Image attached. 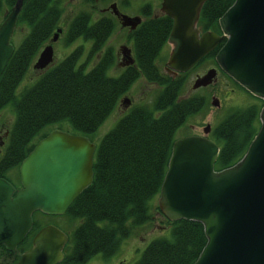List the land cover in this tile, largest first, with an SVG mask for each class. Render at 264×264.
I'll return each mask as SVG.
<instances>
[{
	"label": "trees",
	"instance_id": "obj_1",
	"mask_svg": "<svg viewBox=\"0 0 264 264\" xmlns=\"http://www.w3.org/2000/svg\"><path fill=\"white\" fill-rule=\"evenodd\" d=\"M233 1L205 0L199 10L197 26L201 30L218 31V17ZM14 2L0 0V12L9 11ZM63 10L60 0H23L17 15L15 26L24 24L28 30L20 42L13 45L0 75V111L10 104V111L14 113L13 120L3 131L0 177L12 182L9 170L16 167L19 179L18 166L23 158L38 139L53 128H61L62 122L74 133L92 140V133L138 77L161 86L151 104H131L101 137L96 145L91 182L66 211L49 214L35 210L30 230L16 246L18 252L30 247L32 237L41 226L55 224L54 216H63L69 223L79 220L68 234L63 258L56 264H85L97 252L105 259L110 258L123 239L138 226L152 221L150 201L158 196L176 139L175 130L189 116L206 111L208 105L203 94L182 96L188 73L207 60L216 66L214 56L221 43L187 71L175 75L163 71L158 61L169 38L172 19L164 13L153 14L152 4L146 3L139 9L142 21L126 33L133 49V64L118 75H109L107 69L113 65L116 55L113 46L104 49L103 46L117 21L106 14L91 21V9L84 8L70 18L61 34L64 44L78 37L92 41L87 58L99 54L92 67L85 70L83 64L76 65L83 53V46L78 45L61 60L45 67L31 84L16 94L18 84L40 48L61 27ZM250 95L256 101L230 108L211 126L208 136L219 145L215 169L236 162L258 130L262 99ZM56 123L55 127L46 128ZM155 208L160 212L157 203ZM160 214L164 223L170 225V237L151 239L135 264H191L206 242L202 224L184 218L169 220ZM40 215L48 217L47 221L42 222ZM17 258L16 251L0 244V264H14Z\"/></svg>",
	"mask_w": 264,
	"mask_h": 264
},
{
	"label": "water",
	"instance_id": "obj_2",
	"mask_svg": "<svg viewBox=\"0 0 264 264\" xmlns=\"http://www.w3.org/2000/svg\"><path fill=\"white\" fill-rule=\"evenodd\" d=\"M205 0H161V9L172 19L169 38L176 41L166 67L174 73L190 69L219 43L217 66L248 92L262 99L259 127L243 155L233 164L215 169L219 145L208 133L186 134L171 147L158 196L160 212L169 220L200 222L206 242L191 264H264V0H234L218 17L220 33L200 31L196 25ZM23 0H15L0 22V75L13 51L11 35ZM122 26L134 28L138 15L119 13ZM38 52L32 67L44 69L53 60L52 41ZM125 63L133 57L120 45ZM216 66L195 77L193 88L216 80ZM127 106L130 99L123 97ZM213 105L219 106L213 95ZM7 133V131H5ZM96 144L86 135L61 128L51 129L36 141L18 166L16 187L0 177V244L18 253L14 264H56L64 256L68 234L53 223L41 226L31 246H16L32 226V213L42 210L63 214L92 179Z\"/></svg>",
	"mask_w": 264,
	"mask_h": 264
},
{
	"label": "rangeland",
	"instance_id": "obj_3",
	"mask_svg": "<svg viewBox=\"0 0 264 264\" xmlns=\"http://www.w3.org/2000/svg\"><path fill=\"white\" fill-rule=\"evenodd\" d=\"M61 5L64 10L62 13L60 26L63 28L66 27V23L70 20V18L80 9H91L92 18L91 21L96 19L101 15V8L107 6L112 0H96L95 2H88L86 0H60ZM119 3L121 10L125 11L129 15L139 14L138 9L141 4L144 2H150L154 6V13H161L160 9V1L161 0H116ZM125 1L127 3H125ZM5 8V7H3ZM7 9L3 12H0V20L2 21L3 16L6 15ZM28 28L24 24L18 25L14 27L13 33L11 35V42L13 45H17L25 32H27ZM126 37V28H123L119 22L115 25L114 30L108 36L105 42V46L103 49L110 45L114 48V53L116 56L114 63L111 67L107 69V73L109 75H118L121 71V65L118 63L120 58L121 51L120 45L127 44L131 46L130 42H127ZM53 43L54 56L52 62L48 65L51 66L61 60L66 54L72 51L76 46H83V53L78 59L76 65H82L85 70H89L95 61L98 59L99 54H95L90 58H87L88 53L90 51L92 41L85 40L82 37L76 38L70 44H64L62 35H60ZM175 47V40L172 38H168L166 44L164 45L161 51V59H159L158 64L161 66L163 71L168 72L166 68V59L170 50ZM35 60V59H34ZM33 63V62H32ZM213 66L212 61L207 60L198 67L190 70L185 82V87L182 92V96L190 95L193 93L203 94L207 97V107L205 106V110L203 112H199L193 116H189L176 130L174 133L175 138L182 137L186 134L196 133L202 134L203 127L209 123L210 126L215 125L218 121L223 118L224 115L229 111L230 108L235 106H244L253 101H256V98L250 95L248 91L237 86L234 82L227 76L219 73L216 77V80L212 83L200 86L197 88L192 87L193 80L199 74H203L209 67ZM43 69L33 68L32 65L28 69L25 76L22 78L20 83L18 84L15 93L18 94L25 85L31 84L39 75ZM170 74V73H169ZM161 88V86L154 82H148L143 77H138L128 88L126 93L122 95V97L126 96L130 99L129 105L125 106L121 101L117 104V106L108 114V116L102 121V123L97 127V129L92 133L91 139L97 145L101 137L111 129L116 121L126 112V109L131 104H151L155 94ZM233 88V90H231ZM218 98L220 102L219 106L213 105L212 95ZM121 97V98H122ZM120 98V100H121ZM159 113V112H158ZM14 113L10 111V104L6 105L0 111V134L3 135L4 129L10 124L11 120H13ZM56 124L48 125L46 128L55 127ZM59 127L63 128V130H67L73 132L70 129V126L66 122H62ZM9 175L12 183L14 185H18L19 179L16 167L11 168L9 170ZM152 203V213L153 219L149 223H145L142 226H138L135 229L134 233L129 237L122 240L117 252L112 255L110 258H103L100 252L94 254L85 264H135V261L139 257L141 251L144 247L151 241V239L159 236L170 237V225L164 223L165 219L160 214V212L155 208V204L157 203V197H153L150 201ZM42 222L47 221L48 217L39 216ZM55 221V222H54ZM79 220H74L69 223L65 217L63 216H54L52 222L56 224L61 230L65 233L69 234L74 227V225Z\"/></svg>",
	"mask_w": 264,
	"mask_h": 264
},
{
	"label": "flooded vegetation",
	"instance_id": "obj_4",
	"mask_svg": "<svg viewBox=\"0 0 264 264\" xmlns=\"http://www.w3.org/2000/svg\"><path fill=\"white\" fill-rule=\"evenodd\" d=\"M112 2H115L116 3V6H117V9H118V11H119V13H126L125 11H123V10H121V8H120V6H119V3L116 1V0H112ZM112 2H110V3H112ZM110 3L107 5V6H105V7H103V8H101L100 10H101V15L102 14H106V15H109V16H113L115 19H116V21L117 22H121L120 21V16L113 10V9H111L110 7H109V5H110ZM146 3H150V2H144L143 4H141V5H144V4H146ZM152 4V3H151ZM140 5V6H141ZM153 6V5H152ZM160 9H161V1H160ZM201 7V6H200ZM153 8H154V6H153ZM139 9H140V7H139ZM139 9H138V12H139V14H134V15H138V16H140L141 17V21H142V19H143V15L141 14V12L139 11ZM162 10V9H161ZM200 10V9H199ZM161 13H164L163 11L161 12ZM128 14V13H127ZM153 14H158V13H153ZM160 14V13H159ZM165 14V13H164ZM198 17H199V12H198ZM140 21V22H141ZM197 21H198V18H197ZM197 21H196V25H197ZM139 22V23H140ZM138 23V24H139ZM137 24V25H138ZM120 25H121V23H120ZM136 25V26H137ZM122 26V25H121ZM135 26V27H136ZM123 28H126V33L129 31V30H131V29H133V28H130L129 26H122ZM134 27V28H135ZM199 27V26H198ZM199 29H200V27H199ZM206 30H212V31H215V32H217V33H220V29L218 30V31H216V30H213V29H206ZM200 31H205V30H201L200 29ZM54 33V32H53ZM62 33V27H61V32H59V35H58V37L60 36V35H62L61 34ZM52 36H53V34H52ZM52 36H51V38H52ZM57 37V38H58ZM51 38L49 39V41H51ZM48 41V42H49ZM55 41V40H54ZM48 42H46V43H48ZM53 42V41H52ZM127 42H130L131 43V41H127ZM45 43V44H46ZM124 44V43H123ZM126 44V43H125ZM52 45H53V43H52ZM127 45V44H126ZM175 45H176V41H175ZM128 47H130V54L132 55V57H133V61L131 62V63H125V59H123L122 58V55L120 56V58H119V60H118V63L122 66L121 68L122 69H124L126 66H128V65H130V64H133V62H134V56H133V49H132V46H129V45H127ZM42 48V47H41ZM40 48V49H41ZM40 51V50H39ZM170 52H171V50L169 51V53H168V56H169V54H170ZM122 54V53H121ZM117 56V55H116ZM168 56H167V58H168ZM36 58V57H35ZM116 58V57H115ZM167 60V59H166ZM165 63H166V61H165ZM215 66V65H214ZM217 67V66H216ZM167 68V67H166ZM121 69V70H122ZM167 70H168V72L171 74V75H175V74H177V73H179V72H177V73H174L172 70H169L168 68H167ZM219 73H222L223 75H225V76H227V77H229L226 73H224L220 68H218L217 67V75L219 74ZM230 79H231V77H229ZM232 80V79H231ZM231 90H233V88H231ZM213 95H215V94H213ZM212 95V96H213ZM6 134V133H5ZM192 134H196V133H192ZM3 143H4V138H3V135L2 134H0V153H1V148H2V146H3ZM17 188L18 187H20V184L18 183V185H15Z\"/></svg>",
	"mask_w": 264,
	"mask_h": 264
}]
</instances>
